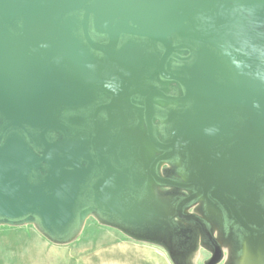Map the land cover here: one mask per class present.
<instances>
[{
    "label": "water",
    "instance_id": "1",
    "mask_svg": "<svg viewBox=\"0 0 264 264\" xmlns=\"http://www.w3.org/2000/svg\"><path fill=\"white\" fill-rule=\"evenodd\" d=\"M91 29L105 42L95 40ZM177 39L192 59H170ZM156 77L163 87L155 85ZM140 109L144 119L137 124L134 111ZM260 111L264 0H0L2 222L34 218L41 229L57 232L74 218L81 224L94 208L106 218L128 217L130 202L148 197L141 212L154 223L156 183L192 195L197 188L187 198L200 190L199 200L204 192L208 205L215 198L242 230L251 231L254 244L251 239L264 233L239 207L258 213L264 226L258 151L224 155L203 184L163 177L154 164L179 159L185 145L194 176L196 143L227 136H221L222 126L241 127L243 136L244 119L247 125ZM92 115L103 117L98 132ZM153 146L163 154L154 163ZM215 177L212 189L204 185ZM255 192L259 202L252 199ZM185 212L180 209L178 217L204 227Z\"/></svg>",
    "mask_w": 264,
    "mask_h": 264
},
{
    "label": "rangeland",
    "instance_id": "2",
    "mask_svg": "<svg viewBox=\"0 0 264 264\" xmlns=\"http://www.w3.org/2000/svg\"><path fill=\"white\" fill-rule=\"evenodd\" d=\"M155 85L163 87L164 83L156 77ZM172 85L177 86V84ZM100 102V97L96 98L90 110L96 109L97 104ZM249 118L247 119V125H249V127L245 125L246 122L244 119L243 136L240 134L241 127L237 128L233 125L231 131H229V129L222 126L221 136L223 135V131L226 132L227 136L218 140L215 139L213 142L195 144L193 151L198 159H194V176L190 173L192 171L191 169L188 171L190 165L187 163L188 150L185 145L182 146L181 150L183 153L178 156L179 159L166 160L163 163H161V158L158 159V162L154 164L156 173L163 177L169 176V178L171 177L175 181H183L185 183H189V181L197 178L199 183L203 184L204 176L213 170L224 155L227 156V154L232 153V151H241L242 154L247 153L248 155L255 152V150L258 151L263 159L256 167L258 169L264 168V112L260 111L258 118ZM101 120H103L101 115L97 117V120L94 115H92V119L89 120L92 128L97 132L100 129L99 126L103 124ZM162 130L163 127H160L159 132L162 133ZM73 132H75V130H73ZM151 149L153 154L152 163H154L156 158L163 154H159V150L154 146ZM158 163H160L161 166H158ZM179 164H183L182 167L184 168L182 169V167L177 166ZM101 170L99 173H102ZM196 175L199 176L196 177ZM217 175L223 177V171L219 170ZM228 179L232 181L234 176L231 175ZM215 180L216 177L213 178V180H205L204 185L206 186V184L209 183L212 189L211 185L214 184L215 186ZM252 180L253 178L251 177V184ZM255 186L256 184H252L251 189L256 188ZM196 189H190V191L193 190V195H196ZM199 191L196 196L197 198L192 199L187 198L192 194L187 192L186 189L165 187L155 183L153 193V204L155 205L152 209L154 215L156 213L157 217L154 223V218H151L145 211L141 212V208H144L143 205L140 206L141 203L147 202L148 207L149 198L136 197L135 200L130 202V213L127 214L128 217L121 216L120 219L106 218L100 210L94 208L90 213V220L84 224H80L79 219L74 218L72 224L68 226V229L64 227V229L58 230L57 232L56 230L52 231L55 235L45 229H42V233L48 237L55 246H62L65 242L71 240L68 247H71L73 251L71 258L72 264L78 263L81 248H88L89 250L98 247L114 249L120 246L119 243L124 242L122 239H125L126 236L153 242L163 247H151L152 256L150 259H152V264H172L166 252L167 250L175 264H222L221 262H223V264H244V262L249 264H260L252 258L250 259L248 257L243 259L242 257V255H246L247 253L249 256L252 254L249 253L248 248L252 246L257 250L259 249V261L264 262V234L258 235L256 240L251 239V241L254 242V244H252L248 238L249 235L244 229L242 230V226L238 221L234 219L215 198L212 199V202L208 205L207 198L204 197V192L202 197L205 198L206 201H200V197H198L200 195ZM143 194L144 193H142V195ZM146 194H149L148 191ZM252 199L259 202L256 200L259 199L257 197V192L252 196ZM127 204L128 202L124 205ZM207 207L210 208L211 214ZM182 208L187 212L189 211V216L197 214L195 217L200 218L205 224L204 227L202 228L198 222H193L195 220L180 219L178 213ZM215 208L219 213L213 211ZM239 208L244 209V215L247 217L249 224L256 227L257 232L264 233V226H262L261 217L258 213L245 207ZM121 215H125V212H122ZM69 231L72 236L65 237V234ZM205 231H210L212 237L209 235L206 236ZM83 236L86 237L84 238L85 240H82ZM257 250H255V252H257ZM139 255L141 254L136 253V255L133 256V262L131 264H149L140 261ZM134 259H136L137 262L134 261ZM57 262L59 263V260H57Z\"/></svg>",
    "mask_w": 264,
    "mask_h": 264
},
{
    "label": "crops",
    "instance_id": "3",
    "mask_svg": "<svg viewBox=\"0 0 264 264\" xmlns=\"http://www.w3.org/2000/svg\"><path fill=\"white\" fill-rule=\"evenodd\" d=\"M129 106L130 103L126 101V107L129 108ZM143 119L142 109L134 111V120L137 124L143 122ZM90 213L91 211L83 217L81 224L90 220ZM84 238L86 237L83 236L82 240H85ZM122 240L124 242L119 243L120 246L114 249L98 247L89 250L81 248L77 264H131L136 253L141 254L139 255L140 261L152 264L151 247L163 248L156 243L129 236ZM70 241L65 242L62 246H55L42 233L39 221L34 218H22L11 222L0 221V264H72L73 251L71 247H68ZM166 252L172 264H175L169 251ZM259 254L258 251L253 252L248 257L263 264L264 262L259 261ZM243 259L246 258L243 257Z\"/></svg>",
    "mask_w": 264,
    "mask_h": 264
},
{
    "label": "flooded vegetation",
    "instance_id": "4",
    "mask_svg": "<svg viewBox=\"0 0 264 264\" xmlns=\"http://www.w3.org/2000/svg\"><path fill=\"white\" fill-rule=\"evenodd\" d=\"M91 33H92V36L94 37V39L95 40H97L98 42H105L104 40H105V38H104V36H102V35H100V34H96L95 32H94V30L93 29H91ZM132 40H136V39H134V38H132ZM173 45H174V47L176 48L175 49V51L173 52V55H172V57L170 58V59H192V56H191V51L190 50H185L183 47V42L181 41V40H179V39H177V41L176 42H173ZM161 47V46H160ZM162 48V47H161ZM164 51V49L162 48V52ZM188 57V58H187ZM193 59H199L198 58V55L197 56H195ZM237 59H240L239 58V56H238V58ZM180 64H182L181 62H179ZM168 177V176H167ZM261 196H262V199H261V203H262V205L264 206V187H263V192H262V194H261ZM264 211V210H263ZM188 213H189V211H188ZM263 213V212H262ZM197 215V214H196ZM263 215H264V213H263ZM249 228V227H248ZM247 229V228H246ZM246 229H244V231L247 233V234H250L251 233V231L250 230H246ZM224 255V254H223ZM222 264H223V262H221ZM245 263H247V262H245ZM247 264H249V263H247Z\"/></svg>",
    "mask_w": 264,
    "mask_h": 264
}]
</instances>
